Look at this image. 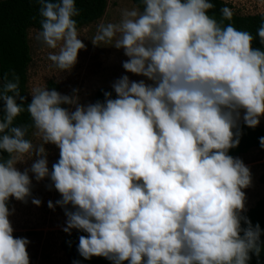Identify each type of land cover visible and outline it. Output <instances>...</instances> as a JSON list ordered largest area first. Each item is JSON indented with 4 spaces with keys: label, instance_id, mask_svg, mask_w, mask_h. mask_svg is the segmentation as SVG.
<instances>
[{
    "label": "clouds",
    "instance_id": "clouds-1",
    "mask_svg": "<svg viewBox=\"0 0 264 264\" xmlns=\"http://www.w3.org/2000/svg\"><path fill=\"white\" fill-rule=\"evenodd\" d=\"M140 2L142 11L124 9L91 39L123 50L125 72L146 78L122 75L111 85L115 96L105 91L85 105L77 90L38 87L28 102L14 72L0 77V264H30V241L14 237L8 204L27 202L33 179H48L60 194L48 207L64 210L63 231L87 234L77 247L85 260L249 264L255 255L259 264L264 230L242 215L251 172L229 151L240 143L241 121L254 129L264 117V50L250 32L210 16L212 0ZM38 3L37 39L59 45L49 59L70 71L86 47L76 0ZM220 12L233 17L227 6ZM257 35L264 45V22ZM25 110L42 143L26 138L29 125L14 126ZM259 143L264 149V137ZM47 144L59 150L51 168Z\"/></svg>",
    "mask_w": 264,
    "mask_h": 264
},
{
    "label": "rangeland",
    "instance_id": "rangeland-1",
    "mask_svg": "<svg viewBox=\"0 0 264 264\" xmlns=\"http://www.w3.org/2000/svg\"><path fill=\"white\" fill-rule=\"evenodd\" d=\"M222 1L235 14L264 13V0ZM132 8L135 6L131 0H106L103 15L96 21L77 29L79 38L86 47L79 51L77 63L70 71L62 72L49 59V53L59 51V45L57 49H50L42 40L37 39L40 31L33 28L27 29L30 55V61L26 68L27 97L31 100L29 93L34 88L47 87L48 82H51L56 85L55 90L61 94L72 95L73 90H77L79 102L86 105L92 103L93 94L97 88L112 89V83L122 75H128L132 80L146 79L125 72L122 62L127 57L123 50L104 43L95 46L91 41L97 34L100 25L110 22L118 23L122 11ZM64 107L68 106L64 105ZM259 126L264 128V117L261 118ZM28 139L32 140L34 144L42 143L34 128ZM45 148L48 152L49 168H51L52 163L59 158V150L52 144L45 145ZM234 157L242 159L251 172V186L243 189L246 194L245 209H247L257 199L264 198V182L260 179L264 175V149L251 148L246 153ZM31 163L32 161L29 160L27 164H18L17 167L23 170ZM50 183L48 179L40 182L33 179L32 196L28 198L27 202L17 201L13 198L9 206L10 210L14 209L13 214L9 217L14 229V237H25L30 241L27 246L30 264H68L59 245L61 239L68 234L63 231L67 218L61 207L56 206L55 210L48 207V201L51 200L55 204V201L61 198L54 188L48 190L47 185ZM33 198L40 199L41 204L34 205L31 202Z\"/></svg>",
    "mask_w": 264,
    "mask_h": 264
},
{
    "label": "trees",
    "instance_id": "trees-1",
    "mask_svg": "<svg viewBox=\"0 0 264 264\" xmlns=\"http://www.w3.org/2000/svg\"><path fill=\"white\" fill-rule=\"evenodd\" d=\"M135 7L141 11L143 5L140 0H131ZM214 8L209 10V15L213 16L217 21H222L223 24H232L238 30L248 31L253 37V47L264 50V45L260 44L257 35V29L264 22V13L239 15L233 13L231 20H224L221 16L220 9L226 5L222 0H212ZM76 7L80 14L74 19L77 21V29L96 21L100 18L106 7V0H76ZM40 4L38 0H0V77L6 76L7 79H12L14 72L19 77V89L22 95L26 96V68L30 61L29 47L27 44V29L33 28L41 31V19L39 14ZM49 89H56V85L48 82ZM105 91L115 93L113 89L107 87L97 88L93 94L92 103L103 101ZM27 101L31 100L27 97ZM2 108V103H0ZM26 108V105H25ZM2 115V113H0ZM31 118L25 110L15 120L14 126L29 125L27 137L33 130L31 127ZM242 136L237 147L230 149L229 155L236 156L246 153L251 148L261 149L259 138L264 137V128L258 126L249 128L240 124ZM5 158L7 154L5 153ZM264 182V175L260 177ZM11 204L9 201L8 207ZM242 215L247 216L253 225L259 223L264 230V198L257 199L254 204L245 209ZM242 226H244L242 224ZM87 235L78 230H72L71 234L65 235L59 245L68 264H73L74 261H79V264H112L111 261L103 257H92L90 260H85L77 251L79 236ZM261 241L264 242V233L261 235ZM249 264H258L257 257L252 255ZM259 264H264V243H262Z\"/></svg>",
    "mask_w": 264,
    "mask_h": 264
}]
</instances>
